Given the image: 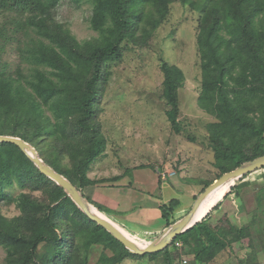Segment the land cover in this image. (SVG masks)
Instances as JSON below:
<instances>
[{
    "label": "trees",
    "instance_id": "trees-1",
    "mask_svg": "<svg viewBox=\"0 0 264 264\" xmlns=\"http://www.w3.org/2000/svg\"><path fill=\"white\" fill-rule=\"evenodd\" d=\"M72 1L91 7L89 26L96 32L95 38L80 43L58 21L55 11L62 0H0V14H15L7 25L0 26L1 136L17 137L31 145L44 163L83 196V189L100 182L89 179L87 173L106 147L97 123L106 66L119 58L122 45H146L167 19L170 6L178 2L200 14L196 48L201 87L197 106L213 119L207 123L206 132L218 178L264 155V0ZM9 39L20 44L25 67L10 70L2 63ZM160 72L165 116L172 131L179 134L178 90L184 76L178 67L163 60ZM54 154L67 158L77 186L54 166ZM210 184L207 182L204 189ZM14 186L21 191L41 192L43 199L23 192L12 197L9 189ZM229 187L224 185L205 200L198 216H206L171 243L174 248L175 242H181L193 264H210L231 244L244 241L248 252L240 264H258L254 232L264 238V175L256 191L257 213L250 225L236 227L226 222V227H212V212L240 190L234 186L227 193ZM88 201L97 209L91 206L96 214L108 220L103 208ZM3 203H13L19 211L11 219L0 214V247L6 256L3 264H89L96 248L101 252L95 264H121L127 259L157 256L164 264L174 263L169 248L142 257L132 255L90 221L18 147L8 143H0ZM178 206L179 201L173 199L168 206L160 207L166 227L174 222L170 217ZM42 244L50 249L40 256L38 248Z\"/></svg>",
    "mask_w": 264,
    "mask_h": 264
},
{
    "label": "rangeland",
    "instance_id": "rangeland-1",
    "mask_svg": "<svg viewBox=\"0 0 264 264\" xmlns=\"http://www.w3.org/2000/svg\"><path fill=\"white\" fill-rule=\"evenodd\" d=\"M55 13L58 21L78 42L83 43L97 36L89 26L91 7L88 4L62 0ZM13 18L14 13L0 14V26L7 25ZM199 18L200 14L187 6L173 3L167 19L153 32L146 45H122L119 58L107 64L100 86L97 123L105 137L106 147L87 173L89 178L100 182L83 189L82 193L87 201L103 208L106 214L104 216L116 224L124 235L141 246L155 241L166 228V223L161 218V206H168L170 200H178L179 206L170 217L171 222L178 220L190 210L205 184L213 183L220 175L214 166L213 152L207 141L206 125L213 122V119L197 106L201 87L196 48ZM19 47L16 40H10L2 53V63L10 70L26 66L21 61ZM161 60L178 67L184 76V82L178 90V121L182 126L179 134L172 131L165 116L166 106L161 97ZM52 160L54 166L77 186L74 169L67 158L54 154ZM140 169L154 179L158 177L160 181H176L175 188L183 191L180 189L173 194L164 195V204L157 205L154 213L150 211L144 215L138 208L140 199L133 193L136 189L132 179L137 173H141L138 171ZM263 175L264 170L253 173L244 180L229 183L227 193L234 186L240 190L237 195L231 194L221 201L220 208L211 214L210 226L226 227L227 223L236 227L250 225L252 216L257 213L256 191L262 185ZM115 177L120 179L111 181ZM22 192L43 199L41 192L21 191L17 186L9 189L12 197H17ZM111 203H120L121 208L132 211L125 219L115 217L114 211L108 207ZM0 214L11 219L18 216L19 211L13 203H3L0 204ZM254 230H259V227H254ZM254 237L256 261L264 264V238L256 232ZM246 246V241L241 244L233 243L210 264H240L248 252ZM168 248L173 264H182L183 260L186 261L185 264H193L183 245L179 250L171 245ZM49 249L46 244L40 245L38 255L46 254ZM100 252V249H94L89 264L96 263ZM5 257V252L0 247V264L5 262ZM121 264L164 262L161 256H157L127 259Z\"/></svg>",
    "mask_w": 264,
    "mask_h": 264
},
{
    "label": "water",
    "instance_id": "water-1",
    "mask_svg": "<svg viewBox=\"0 0 264 264\" xmlns=\"http://www.w3.org/2000/svg\"><path fill=\"white\" fill-rule=\"evenodd\" d=\"M0 143L12 144L19 148V150L35 165L38 171L61 188L66 196L79 208V210L97 226L104 229L110 234L116 241H118L128 252L135 256H146L151 254H157L168 248L176 237L183 234L185 231L197 224L202 218L198 216V209L201 203L216 189L236 180L241 177L251 174L261 168H264V155L258 157L250 162L244 163L238 168L221 175L212 184L207 186L202 193H200L195 199L190 210L178 220L174 221L168 227H166L161 235L144 247L137 246L132 240H130L122 231L115 226L111 221L106 220L98 215L94 214L90 209V204L82 196L79 190L65 179L62 175L55 172L49 167L42 159H40L36 150L24 142L23 140L12 136H1Z\"/></svg>",
    "mask_w": 264,
    "mask_h": 264
},
{
    "label": "crops",
    "instance_id": "crops-1",
    "mask_svg": "<svg viewBox=\"0 0 264 264\" xmlns=\"http://www.w3.org/2000/svg\"><path fill=\"white\" fill-rule=\"evenodd\" d=\"M143 169L138 170L141 173H139V175L137 173L132 180L134 182V186H135L134 188L136 189V191H134L133 193H135L138 196V199H140L139 203H138L139 211H141V213L146 215L150 211H152L154 213V211L157 209V207H156L157 205L164 204V202H165V200H163L164 195L169 194V193L173 194L175 191H178L181 188L180 189L175 188L176 187V183H175L176 181L174 182V180H172V179L171 180L168 179L166 181H160V179H158V177H157V179H154L153 176H151L148 173H145V171H144L145 169L144 170ZM89 179H91V178H89ZM130 182L131 181H129L128 183L130 184ZM174 189H176V190H174ZM181 190L183 191V189H181ZM189 197H190V195H189ZM121 206L122 205L120 203H111V206H108V207H110L111 210L114 211L115 217L125 219L128 217V213L130 214V212L132 210L131 209L130 210H124L123 208H121ZM123 216H125V217H123ZM121 221L123 222L125 220H121ZM164 229H165V227H164ZM135 244L138 246H141L138 243H135ZM141 247H144V246H141Z\"/></svg>",
    "mask_w": 264,
    "mask_h": 264
},
{
    "label": "bare ground",
    "instance_id": "bare-ground-1",
    "mask_svg": "<svg viewBox=\"0 0 264 264\" xmlns=\"http://www.w3.org/2000/svg\"><path fill=\"white\" fill-rule=\"evenodd\" d=\"M223 186H221V187H219L218 189H216V190H214L205 200H207L209 197H211L214 193H216L219 189H221ZM205 200L201 203V205H200V207H199V209H198V213H199V211H200V209H201V207H202V205H203V203L205 202ZM90 209H91V211L94 213V214H96L95 213V211L92 209V207L90 206ZM96 215H98V214H96ZM99 216V215H98ZM100 217V216H99ZM138 246V245H137ZM139 247H141V246H139Z\"/></svg>",
    "mask_w": 264,
    "mask_h": 264
},
{
    "label": "built area",
    "instance_id": "built-area-1",
    "mask_svg": "<svg viewBox=\"0 0 264 264\" xmlns=\"http://www.w3.org/2000/svg\"><path fill=\"white\" fill-rule=\"evenodd\" d=\"M174 248H175L176 250H179L180 248H182V243L179 242V241H178V242H175V243H174ZM181 263H182V264H185L186 261L183 260Z\"/></svg>",
    "mask_w": 264,
    "mask_h": 264
}]
</instances>
